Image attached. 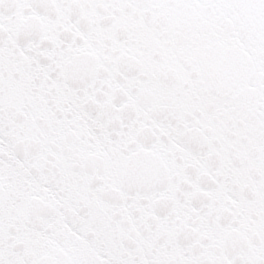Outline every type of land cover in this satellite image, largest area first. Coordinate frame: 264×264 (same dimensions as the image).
Segmentation results:
<instances>
[{
	"label": "snow or ice",
	"instance_id": "snow-or-ice-1",
	"mask_svg": "<svg viewBox=\"0 0 264 264\" xmlns=\"http://www.w3.org/2000/svg\"><path fill=\"white\" fill-rule=\"evenodd\" d=\"M0 264H264V0H0Z\"/></svg>",
	"mask_w": 264,
	"mask_h": 264
}]
</instances>
